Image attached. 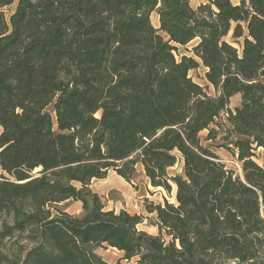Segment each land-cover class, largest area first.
I'll use <instances>...</instances> for the list:
<instances>
[{"label": "trees", "instance_id": "trees-1", "mask_svg": "<svg viewBox=\"0 0 264 264\" xmlns=\"http://www.w3.org/2000/svg\"><path fill=\"white\" fill-rule=\"evenodd\" d=\"M259 154L264 0H0V264H264ZM139 165L156 234L90 188Z\"/></svg>", "mask_w": 264, "mask_h": 264}, {"label": "rangeland", "instance_id": "rangeland-1", "mask_svg": "<svg viewBox=\"0 0 264 264\" xmlns=\"http://www.w3.org/2000/svg\"><path fill=\"white\" fill-rule=\"evenodd\" d=\"M192 6L197 7L201 2L207 3V0H190ZM152 22L154 25L157 24L155 13L151 15ZM232 33V32H231ZM231 33L226 36V39L232 42ZM194 41L187 44L186 47H181L180 51H186L185 49H190ZM237 45V44H236ZM177 56V55H176ZM204 67H199L198 69L191 70L189 74L192 76L193 80L197 82L202 88H204L209 94L214 95V88L206 81L204 76ZM239 95H234L230 99V108H234L235 105L239 104ZM205 132L202 133V135ZM220 136L215 141V152L217 153L219 159L224 161L226 165L232 168L235 174L241 175V167L237 160L231 156L230 152L224 146L220 145L222 141L219 140ZM257 160L264 164V159L262 154H259ZM178 164L172 170H178ZM34 170L33 172L37 171ZM242 176V175H241ZM90 188H92L97 194L100 195L104 207L107 209H114L116 212L121 209L127 210L130 214H139L142 216V223L138 225L140 230H144L149 234H156L157 228L155 226V213L149 212L147 206L150 203L153 204H163L164 199L170 202L174 201V193L169 195L165 190L161 188H155L148 183L147 178L144 177L141 166H137L136 173L132 181H127L118 176L114 170H108L105 177L101 179H93L90 183ZM54 208L59 210H65L68 213L77 215L82 211L80 202L73 200H65L51 207V210L55 211ZM95 251L100 254L102 259L107 264H130V261L123 258V251H118L110 246H98Z\"/></svg>", "mask_w": 264, "mask_h": 264}, {"label": "crops", "instance_id": "crops-1", "mask_svg": "<svg viewBox=\"0 0 264 264\" xmlns=\"http://www.w3.org/2000/svg\"><path fill=\"white\" fill-rule=\"evenodd\" d=\"M156 17V16H155Z\"/></svg>", "mask_w": 264, "mask_h": 264}]
</instances>
